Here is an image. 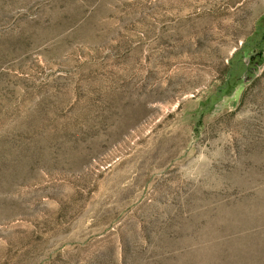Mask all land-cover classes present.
Masks as SVG:
<instances>
[{
  "label": "rangeland",
  "instance_id": "obj_1",
  "mask_svg": "<svg viewBox=\"0 0 264 264\" xmlns=\"http://www.w3.org/2000/svg\"><path fill=\"white\" fill-rule=\"evenodd\" d=\"M0 264H264V0H0Z\"/></svg>",
  "mask_w": 264,
  "mask_h": 264
},
{
  "label": "trees",
  "instance_id": "obj_2",
  "mask_svg": "<svg viewBox=\"0 0 264 264\" xmlns=\"http://www.w3.org/2000/svg\"><path fill=\"white\" fill-rule=\"evenodd\" d=\"M244 66V65H243ZM245 70L242 71V73L244 72Z\"/></svg>",
  "mask_w": 264,
  "mask_h": 264
}]
</instances>
